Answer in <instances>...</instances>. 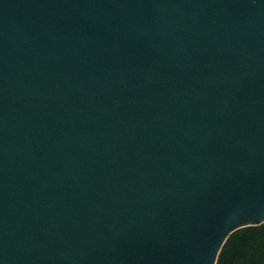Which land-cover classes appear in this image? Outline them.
<instances>
[{"label":"water","instance_id":"water-1","mask_svg":"<svg viewBox=\"0 0 264 264\" xmlns=\"http://www.w3.org/2000/svg\"><path fill=\"white\" fill-rule=\"evenodd\" d=\"M264 223V0H0V264H216Z\"/></svg>","mask_w":264,"mask_h":264},{"label":"trees","instance_id":"trees-1","mask_svg":"<svg viewBox=\"0 0 264 264\" xmlns=\"http://www.w3.org/2000/svg\"><path fill=\"white\" fill-rule=\"evenodd\" d=\"M256 229L257 228L246 227L241 228L235 231V233L231 234L221 247L219 253L220 255L217 259L216 264H228L231 261L232 255L230 252L232 250V244L235 242L236 237H239L240 239L245 241L244 248L241 249L242 254L244 253L243 255H247V259L245 260L246 262L244 264H264V237H259L256 233H254L253 230ZM248 245L250 246L247 249ZM237 262L236 264H240V261Z\"/></svg>","mask_w":264,"mask_h":264},{"label":"rangeland","instance_id":"rangeland-1","mask_svg":"<svg viewBox=\"0 0 264 264\" xmlns=\"http://www.w3.org/2000/svg\"><path fill=\"white\" fill-rule=\"evenodd\" d=\"M249 227L257 228L256 230H253V232L256 233L259 237H264V223H262L260 225H250ZM244 228H246V227H244ZM237 230H239V229H237ZM237 230H235V231H237ZM233 233H235V232H233ZM233 233H231V234H233ZM230 235L228 237H230ZM253 240H252V242H253ZM246 242H248V241H246ZM244 243H245V241H243L239 237H236V240L232 244V250L230 252L232 255V257H231L232 262L230 261L228 264H231V263L236 264L237 261H240V264H244L246 262L245 260L247 259V257H246L247 255L245 256V255H243L244 253L242 254V252H241V249L244 248V245H245ZM249 246L250 245L247 246V249L249 248Z\"/></svg>","mask_w":264,"mask_h":264}]
</instances>
